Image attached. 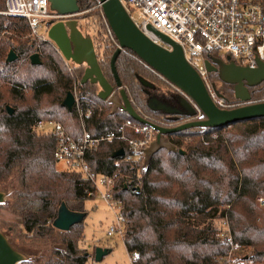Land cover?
Listing matches in <instances>:
<instances>
[{
    "label": "trees",
    "instance_id": "obj_1",
    "mask_svg": "<svg viewBox=\"0 0 264 264\" xmlns=\"http://www.w3.org/2000/svg\"><path fill=\"white\" fill-rule=\"evenodd\" d=\"M97 3L78 0L86 17ZM93 11L100 19V10ZM29 31L25 20L0 14V34H11L0 39V186L12 184L9 208L20 219L26 241L62 247H53L40 262L30 255L20 264H86L91 255L78 248L83 222L67 232L55 229L53 222L62 204L70 212L86 214L92 187L79 174L57 171L55 136L36 134L33 126L40 120L56 121L73 139L79 138L76 107H62L74 86L80 106L92 110L85 129L93 137L115 131L130 117L121 111L111 114V106L98 98V86L81 85L84 68L70 67L50 41L26 38ZM98 35L103 48L97 53L95 49L97 62L115 87L110 60L117 47L102 38L106 33ZM10 52L16 56L13 62H7ZM32 55H38L39 65L31 64ZM115 70L136 110L160 120L149 112L144 97L141 81L156 87L147 68L124 50ZM166 138L183 154L161 149L146 169L142 164L116 165L119 158L113 155L122 147L120 142H103L87 152L93 171L121 179L115 197L122 203L124 247L128 255H138L132 264H222L228 248L217 234L224 217L233 240L252 250L244 261L264 262V204L258 203L264 202V118ZM125 178L132 184L126 186Z\"/></svg>",
    "mask_w": 264,
    "mask_h": 264
},
{
    "label": "built area",
    "instance_id": "obj_2",
    "mask_svg": "<svg viewBox=\"0 0 264 264\" xmlns=\"http://www.w3.org/2000/svg\"><path fill=\"white\" fill-rule=\"evenodd\" d=\"M119 1L136 27L150 41L170 49L155 34L157 32L182 48L185 59L198 72L220 108L226 109L222 105L224 101L217 98L210 87L209 73L204 64L208 56L229 58V61H233L237 66L250 69L257 68L258 62L264 63V0ZM3 3L4 9L0 14L25 20L33 35H36L42 23L60 20L57 14L50 11L48 0H3ZM94 8H99L101 12L99 2ZM108 31L111 33L109 28ZM72 94L82 128L79 138L73 139L61 123L52 120L37 121L33 130L39 135L55 136L56 146L53 153L55 161L62 162L68 172L79 174L91 185L89 198L101 199L110 209L120 210L122 203L115 197V191L121 179L115 175L108 176L93 171L86 161L87 152L96 150L103 142H120L123 144L120 148L123 155L119 157L116 165L143 166L144 150L154 140L157 131L150 124H140L129 118L115 131L93 137L85 129V121L91 118L92 110L80 106L75 86ZM138 112L152 124L165 127L173 125ZM198 117L197 114L191 120ZM123 183L127 186L131 185L132 181L125 178ZM258 203L264 204L262 199H258ZM116 215L117 221L108 230L107 235L117 234L123 237L122 221L119 213ZM220 223L217 236L228 248L222 264H238L243 247L233 240L227 217ZM129 259L132 264L138 259V255L131 254Z\"/></svg>",
    "mask_w": 264,
    "mask_h": 264
},
{
    "label": "water",
    "instance_id": "obj_3",
    "mask_svg": "<svg viewBox=\"0 0 264 264\" xmlns=\"http://www.w3.org/2000/svg\"><path fill=\"white\" fill-rule=\"evenodd\" d=\"M51 12L60 17L58 21L46 23L47 40L50 41L67 62L77 66L85 65L86 69L81 79V85L90 82L99 87L98 98L111 105V114L121 111L140 124H150L157 131L154 140L144 150L143 168L146 169L152 156L161 149L169 153L183 154L167 138V135L188 131L191 129H217L229 127L235 123L252 119L264 118V102L251 103L250 89L264 83V63L258 62L257 68L250 69L237 66L233 61L224 63L221 58L208 56L205 67L209 74L215 73L218 79L233 87L234 98L243 105L224 109L216 105L204 81L192 65L185 59L182 48L166 36L155 32L163 46L150 41L134 24L119 0H98L105 22L117 43V50L110 60L111 73L115 87L110 85L103 76L97 62L92 39L82 34L77 23L70 20L80 12L78 0H48ZM131 51L134 56L147 68L163 78L182 95L179 99V110H171L165 104L151 99L155 105L149 106L152 112H162L164 115H174L177 118L169 119L173 124L170 127L159 126L146 121L136 110L119 81L115 70L118 55L124 51ZM16 56L10 52L7 62H13ZM32 65H39L38 55L30 58ZM141 84L152 89L153 86L145 81ZM117 91H114V89ZM214 94L222 99L216 90ZM75 103L72 93L68 92L62 102V107L71 111ZM12 114L11 109H7ZM198 114V119L191 120ZM123 150L119 149L113 157L119 158ZM5 195L0 192V204L4 203ZM86 214L70 212L64 204L58 210L53 227L67 232L73 226L83 222ZM110 253L109 249L97 248L94 251V260L99 262ZM27 256L19 252L0 231V264H20Z\"/></svg>",
    "mask_w": 264,
    "mask_h": 264
},
{
    "label": "rangeland",
    "instance_id": "obj_4",
    "mask_svg": "<svg viewBox=\"0 0 264 264\" xmlns=\"http://www.w3.org/2000/svg\"><path fill=\"white\" fill-rule=\"evenodd\" d=\"M93 10H96V8H92L91 12H93V14L90 17L85 16L87 13L85 14L84 12L86 11H80L81 14L72 17L70 20L76 21L79 31L92 39L94 49H96L97 53L98 47H100L101 49L103 48L102 44L99 45L100 39L98 38L100 37L99 35L97 37L98 31H100L101 33H106V35L102 38L106 37L107 39L112 40V43L114 45H116V40L113 39L112 34L108 31V27L101 15V12V17L99 19L97 18V14H95V11ZM46 33V29L40 30V28H38L36 33L37 36L33 35L29 31L26 38L37 37L39 39L47 40ZM10 35L11 34L8 32H3L2 34H0V39L2 37ZM222 59H224L225 62L227 61L226 58ZM67 64L73 68L78 67L70 61L67 62ZM80 67L85 68V66ZM147 75L150 81H154L157 94L162 95L164 93L174 92L175 94L182 96L178 90L173 88L169 83H167L163 78L158 76L149 68H147ZM208 79L212 91L216 90L220 95L223 96L222 100L224 102L222 103V105L225 106L226 109L235 108L229 106L232 105L231 101L234 100L233 92L228 89V93H224V88L222 87L223 84H220L219 79L217 77L211 78L209 76ZM97 90L99 92V87H97ZM260 102H264V85H260L251 91V103ZM56 169L57 171L68 172L62 162L56 163ZM11 188L12 184L0 186V192H3L5 195L4 203L0 205V231L8 238L11 245L21 253L26 255L28 258L30 257V255H32L34 257V260H37L39 262L43 260V257L46 256L49 251L52 250L53 247L62 249V247L56 244H51L50 242H28L23 238L22 233L20 231V219L17 215L12 213L9 208L10 194L12 193ZM84 208L86 212V217L82 223L83 238L78 243L79 250L87 252L89 256H93L94 251L97 248L110 250V253L104 256L101 261L96 262L94 260V257L90 256L86 264H131L129 255L127 254L123 244V238L117 234H113L112 236L107 235L108 230L115 225L117 221L116 213L118 214L120 210L118 209L119 211H114L113 209H110L105 202L97 198H90L89 200H87L85 202ZM219 225L220 224L218 223V226ZM9 228H11V232L8 231ZM251 252V248L243 247L238 264H253L251 261H244L251 256ZM260 264H264V262Z\"/></svg>",
    "mask_w": 264,
    "mask_h": 264
},
{
    "label": "flooded vegetation",
    "instance_id": "obj_5",
    "mask_svg": "<svg viewBox=\"0 0 264 264\" xmlns=\"http://www.w3.org/2000/svg\"><path fill=\"white\" fill-rule=\"evenodd\" d=\"M93 42V41H92ZM117 47V46H116ZM222 61L224 62V63H228V61H224V59H222ZM77 66V65H76ZM80 66H85V65H80ZM80 66H78V67H80ZM85 69H86V66H85V68H84V71H85ZM213 76H216L217 78H218V75L217 74H215V73H211ZM211 74H209V75H211ZM219 82H220V84H223V88H224V93H228V89L229 90H231L232 92H233V87L232 86H230V85H227V84H225V83H222L220 80H219ZM87 83H90V82H87ZM91 84V83H90ZM93 85H95V84H93ZM261 85H264V83H262ZM95 86H97V85H95ZM153 86V85H152ZM260 86V85H259ZM258 87V86H257ZM256 88V87H255ZM124 89V88H123ZM254 89V88H253ZM253 89H250L251 91L253 90ZM125 92H126V94L128 95V98L130 99V101L132 102V99H131V96H130V94H129V92H128V90H127V88L125 87ZM99 91H100V89H99ZM114 91H117V89L115 88L114 89ZM251 91H250V93H251ZM233 96H234V93H233ZM144 97H145V99H146V104H147V107H148V109H149V106H151V105H155L154 104V102H152L151 101V99L153 98V99H155V100H157L159 103H163V104H165L166 105V107L168 108V109H171V110H179V109H181V107H180V103H179V99H180V97L177 95V94H175L174 92H169V93H164V94H162V95H160V94H157V90H156V88L153 86V88L152 89H147V88H145L144 87ZM232 102V105H229V106H232V107H237V106H241V105H243L242 104V102H240L239 100H236L235 98H234V100L233 101H231ZM111 106V105H110ZM111 108H112V106H111ZM149 112L151 113V114H154V115H156L159 119H160V121H162L163 123H167V122H169V119H173V118H177V116H174V115H170V116H168V115H164V113H162V112H152V111H150L149 110ZM158 120V119H157Z\"/></svg>",
    "mask_w": 264,
    "mask_h": 264
},
{
    "label": "crops",
    "instance_id": "obj_6",
    "mask_svg": "<svg viewBox=\"0 0 264 264\" xmlns=\"http://www.w3.org/2000/svg\"><path fill=\"white\" fill-rule=\"evenodd\" d=\"M46 23H47V22H44V23H42V24L40 25V27H39L40 30H43V29H46V30H47V28H46ZM155 88H156V87H155ZM170 93H171V92H170ZM178 96H179V95H178ZM180 97H181V96H180ZM64 167H66L65 164H64Z\"/></svg>",
    "mask_w": 264,
    "mask_h": 264
}]
</instances>
